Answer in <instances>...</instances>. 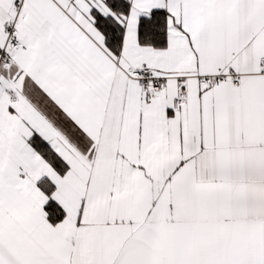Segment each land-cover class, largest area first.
Wrapping results in <instances>:
<instances>
[{
    "label": "snow or ice",
    "instance_id": "obj_1",
    "mask_svg": "<svg viewBox=\"0 0 264 264\" xmlns=\"http://www.w3.org/2000/svg\"><path fill=\"white\" fill-rule=\"evenodd\" d=\"M0 264H264V0H0Z\"/></svg>",
    "mask_w": 264,
    "mask_h": 264
}]
</instances>
